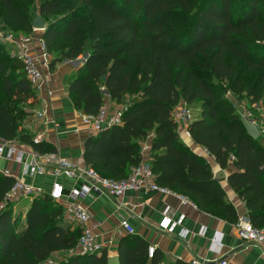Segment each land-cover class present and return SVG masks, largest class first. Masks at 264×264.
I'll return each mask as SVG.
<instances>
[{
    "label": "trees",
    "instance_id": "obj_1",
    "mask_svg": "<svg viewBox=\"0 0 264 264\" xmlns=\"http://www.w3.org/2000/svg\"><path fill=\"white\" fill-rule=\"evenodd\" d=\"M31 0H0V20L29 34ZM41 32L49 68L64 59L84 61L65 75L74 107L96 113L110 100L125 106L121 121L89 133L83 161L100 173L123 178L138 164L142 144L153 131L148 162L159 185L191 199L199 210L236 223L240 217L209 161L181 138L171 115L181 100L196 103L187 125L192 140L213 155L221 169L232 160L230 187L245 201L244 217L264 227V144L252 138L239 113L213 79L228 80L253 97L264 85V0H40ZM255 73L246 85L245 72ZM23 62L0 42V139L56 152L47 140H33L22 126L25 105L36 99ZM231 156H234L232 159ZM16 177L0 170V264H107L106 247L75 251L81 228L63 220L64 207L47 191L34 196L24 216L15 218L7 197ZM129 232L118 242L120 264H192L163 252Z\"/></svg>",
    "mask_w": 264,
    "mask_h": 264
},
{
    "label": "crops",
    "instance_id": "obj_2",
    "mask_svg": "<svg viewBox=\"0 0 264 264\" xmlns=\"http://www.w3.org/2000/svg\"><path fill=\"white\" fill-rule=\"evenodd\" d=\"M77 60H79L77 65L71 60L69 63L58 66L56 70L58 75H66L82 63L79 57ZM56 71L51 74L53 78L47 80L46 85L42 84L39 87V95L28 106L31 114L24 120L23 127L33 134L37 131L43 132V139L53 142L57 147V152L72 160L84 162L83 145L89 133L80 119L81 111L74 107L68 96L67 85L66 89L61 83L58 86ZM106 102L111 104L110 107L113 106L110 100L106 99ZM43 106H45L46 118H54L59 122V127L37 116V111ZM178 131L189 147L206 157L214 173L221 169L214 156L209 155L203 146L192 140L187 124L178 125ZM153 134L151 131L143 141L148 144V148H150ZM149 155L150 149L145 150L143 156L148 158ZM234 169L235 164L230 160L228 166L222 170L228 175ZM0 170L18 177L20 164L13 160L0 158ZM41 179L50 184L53 181L50 174L34 177L35 183L43 186L40 183ZM63 180L65 186L69 187L71 181ZM220 183L238 214L243 216L246 212L245 201L230 187L227 176L220 179ZM78 200L89 212V224L95 239L113 254L117 255L119 239L129 233L120 225L121 218L126 217L133 226L134 233L140 234L150 244L162 250L166 263L172 262L175 258L191 260L193 256H198L202 260L209 261L226 257L228 264H264V243L242 239L238 235L236 224L201 211L198 207L182 204L176 193L136 190L126 192L117 198L105 193H91ZM166 207L170 208L173 219L182 216L181 224H177L171 231L161 227L162 211ZM201 225L207 226V231L203 235L198 233ZM184 227L187 229L185 235L183 234ZM214 230H220L223 234V244L219 249H214L210 243V235Z\"/></svg>",
    "mask_w": 264,
    "mask_h": 264
},
{
    "label": "built area",
    "instance_id": "obj_3",
    "mask_svg": "<svg viewBox=\"0 0 264 264\" xmlns=\"http://www.w3.org/2000/svg\"><path fill=\"white\" fill-rule=\"evenodd\" d=\"M2 42H8L13 49V56L19 58L24 65V70L28 80L35 88H39L44 83L43 69L48 66L49 54L46 52L42 36H38L37 43L33 44V36L21 32L10 31L3 35ZM36 48L41 52L37 53ZM125 106L118 105L110 107L104 102L96 113L88 114L81 111L80 119L88 133H93L105 125L119 123ZM171 115L178 125H188L194 117L191 109L182 101L178 102L171 110ZM37 116L50 121L59 127V122L54 118L47 119L45 106L37 111ZM254 121V120H253ZM259 127V126H258ZM260 130V128H259ZM261 133V130H260ZM43 132L37 131L33 136L35 142L43 139ZM149 150L148 144L143 142L142 155L145 150ZM0 158L13 160L20 164V175L16 177L13 186L7 192V197L11 200L19 198L21 195L29 196L31 200L34 196L46 191L43 186L36 184L35 176H45L50 174L53 181L47 190L48 194L57 202L63 205V218L65 221H74L81 228L75 251H97L102 246L92 232L89 224L90 216L84 205L78 200L84 196L95 194H108L112 197H120L129 191L143 190L144 192L159 191L163 193H176L170 188L159 185L155 180L147 157H142L141 161L130 167L123 178H113L100 173L96 168L81 161H75L59 152H42L35 149L28 143L21 142L16 138L0 139ZM233 159L234 156H231ZM28 178V179H27ZM29 178H31L29 180ZM63 179H69L71 184L66 187ZM182 204L193 207L197 205L183 194L176 193ZM182 216L173 219L170 208L166 207L162 211L161 227L171 231L177 224H181ZM238 235L247 241L264 243V227L254 226L250 220L240 216L236 223ZM120 225L128 232H133L134 228L126 217H122ZM206 225H201L198 233L205 234ZM187 229L183 228V234ZM223 234L220 230H214L210 235V243L214 249L221 248L223 244ZM154 248L153 244L148 247L149 255ZM108 255L113 254L107 249ZM192 264H228L227 258H220L214 261L202 260L198 256L191 258Z\"/></svg>",
    "mask_w": 264,
    "mask_h": 264
},
{
    "label": "rangeland",
    "instance_id": "obj_4",
    "mask_svg": "<svg viewBox=\"0 0 264 264\" xmlns=\"http://www.w3.org/2000/svg\"><path fill=\"white\" fill-rule=\"evenodd\" d=\"M39 1L40 0H31L29 3V17H30L31 23L33 22L34 17L37 14H39V12H38ZM43 21L46 25V21L44 18H43ZM10 31L15 32L11 28H9L7 25H5L4 22H2L0 20V42L4 43L6 45L10 55L13 56L14 53H13V49L11 48V44L8 42H2L3 35L10 32ZM41 32L42 31L38 28L33 29V32H31V35L33 36V44L37 43L38 36H40ZM36 51H37V53H40L41 49L36 48ZM79 58H80V60H82L84 58V54L82 53L79 56ZM50 59H51V56L49 54L48 66L43 69L44 79H45L43 85H46L47 80H51L53 78V76H51V74L57 70L58 66H60L63 63L71 62V59H64V60L56 63L55 67L50 69L49 68ZM56 75H58L57 71H56ZM242 79L245 81L246 85H252V84H254V81L256 79V74L250 73L249 71L245 72L242 75ZM55 80H57V79H55ZM64 80H65V74L64 75H62V74L58 75V82H57L58 86L61 83L63 88L66 89L67 82ZM213 80L222 87L223 96L225 98H227L233 104L235 110L239 113L240 117H245L247 119L254 120L257 123V125L259 126V128L261 130V133L259 134L258 138L264 144V85H262V87H261V95L258 96L257 98H255L251 94H249V92H247L246 90H240L239 87L237 85H235L234 83L233 84H232V82L229 83L228 80H219L216 78H214ZM35 90H36V94L39 95V93H38L39 88H35ZM183 103H185L191 109L193 116H196L198 114V106L196 103H186V102H183ZM107 105L110 106L111 104L107 103ZM28 106H29V104L27 103L25 105V110L28 113L25 115L24 119L22 120V126H23L24 120L31 114ZM40 183H42L44 190L47 191L49 189V187H50L49 182L43 181L41 179ZM13 201L15 202V206L13 208L14 209L13 214H14L15 218H20V217L22 218L24 216L26 207H28V205L30 203L29 196L21 195L19 198L14 199ZM4 205H6L5 202L0 203V208H2ZM63 220H64V218H63ZM64 222L67 225H70L71 227H74L76 225L75 222L68 223L65 220H64ZM66 252H69V251L64 250V251L54 252L51 255V257L47 260V262L49 264H57L59 259H60V254H62V253L64 254Z\"/></svg>",
    "mask_w": 264,
    "mask_h": 264
},
{
    "label": "water",
    "instance_id": "obj_5",
    "mask_svg": "<svg viewBox=\"0 0 264 264\" xmlns=\"http://www.w3.org/2000/svg\"><path fill=\"white\" fill-rule=\"evenodd\" d=\"M32 25L34 28H38L41 31L45 28V23L43 21V18L41 17L40 14H37L32 22ZM85 57L81 60L82 62L84 61ZM76 65L79 63V60L74 59L72 60ZM242 124L244 128L246 129L247 133L252 137V138H258L260 134L259 127L257 123L251 119H247L245 117H241ZM215 176L218 177L219 179H224L226 178V173L220 169L217 170L215 173ZM107 264H120L119 257L116 254H110L107 257Z\"/></svg>",
    "mask_w": 264,
    "mask_h": 264
}]
</instances>
